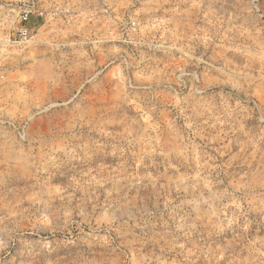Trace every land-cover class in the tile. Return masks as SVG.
I'll return each instance as SVG.
<instances>
[{
	"label": "rangeland",
	"instance_id": "1",
	"mask_svg": "<svg viewBox=\"0 0 264 264\" xmlns=\"http://www.w3.org/2000/svg\"><path fill=\"white\" fill-rule=\"evenodd\" d=\"M0 264H264V0H0Z\"/></svg>",
	"mask_w": 264,
	"mask_h": 264
},
{
	"label": "built area",
	"instance_id": "2",
	"mask_svg": "<svg viewBox=\"0 0 264 264\" xmlns=\"http://www.w3.org/2000/svg\"><path fill=\"white\" fill-rule=\"evenodd\" d=\"M35 14L36 16L43 18L45 12L43 10L33 8H27L20 11L18 26L5 37V43L8 45H22L28 43L32 39L33 30L30 26L31 18ZM130 29L136 27V23L129 24Z\"/></svg>",
	"mask_w": 264,
	"mask_h": 264
}]
</instances>
